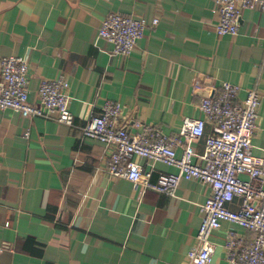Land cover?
I'll list each match as a JSON object with an SVG mask.
<instances>
[{
  "label": "crops",
  "instance_id": "crops-1",
  "mask_svg": "<svg viewBox=\"0 0 264 264\" xmlns=\"http://www.w3.org/2000/svg\"><path fill=\"white\" fill-rule=\"evenodd\" d=\"M110 12L159 22L144 29L130 54L113 53L98 38ZM219 17L213 0H0V58L26 60L32 103L39 102L43 78L67 80L73 113L66 124L57 113L29 118L0 109V264H198L187 252L197 244L199 204L210 186L182 179L175 196L134 190L129 179L109 172L104 144L83 127L114 99L123 107L121 126L136 132L141 121L161 128L178 140L180 155L188 122L203 117L204 135L193 141L203 154L213 124L199 104L229 81L238 86L239 101L251 88L260 94L252 154L262 156L264 9L242 8L236 34H217ZM137 160L151 182L161 171H175ZM240 202L227 206L238 209ZM229 229L246 241L255 235L223 221L211 237L208 264H232Z\"/></svg>",
  "mask_w": 264,
  "mask_h": 264
},
{
  "label": "built area",
  "instance_id": "built-area-1",
  "mask_svg": "<svg viewBox=\"0 0 264 264\" xmlns=\"http://www.w3.org/2000/svg\"><path fill=\"white\" fill-rule=\"evenodd\" d=\"M220 13L215 23L217 34H236L242 8L264 9V0H213ZM157 16H132L119 12L106 14L98 30V38L112 45V52L130 54L144 29L157 25ZM196 80L195 85H199ZM29 68L21 56L0 58V109H11L25 117L48 116L57 113L60 122L71 124L69 83L63 78H43L39 84V102L29 100ZM238 86L223 82L219 90L204 96L199 104L205 117L212 122L213 132L205 138V151L197 154L193 141L205 132L206 119L192 118L184 129L182 153L179 144L161 128L137 122L138 130L129 132L119 124L122 105L114 99L105 100L102 111L83 127V134L102 142L109 160V172L129 179L134 190L151 188L175 196L182 179H197L211 188V194L199 204L201 222L197 244L187 252V258L198 264L212 260L214 242L211 237L223 221L233 222L255 232L244 240L234 229L226 234L225 245L232 264H264V154H252V136L258 122L260 94L255 88L237 100ZM26 137L29 131L24 132ZM149 158L173 166L175 171H161L155 182L151 172H143L137 158ZM196 157L203 164L195 161ZM240 198L238 209L227 206Z\"/></svg>",
  "mask_w": 264,
  "mask_h": 264
}]
</instances>
